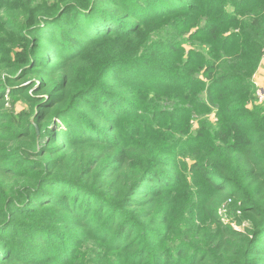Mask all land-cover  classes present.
Returning <instances> with one entry per match:
<instances>
[{
    "label": "trees",
    "instance_id": "16d2710c",
    "mask_svg": "<svg viewBox=\"0 0 264 264\" xmlns=\"http://www.w3.org/2000/svg\"><path fill=\"white\" fill-rule=\"evenodd\" d=\"M263 56L264 0H0V264H264Z\"/></svg>",
    "mask_w": 264,
    "mask_h": 264
},
{
    "label": "rangeland",
    "instance_id": "374dc122",
    "mask_svg": "<svg viewBox=\"0 0 264 264\" xmlns=\"http://www.w3.org/2000/svg\"><path fill=\"white\" fill-rule=\"evenodd\" d=\"M2 41L3 42L5 41L7 43V46L11 47V44L8 42V38L7 37H4V39ZM12 47H13V49H16V50L20 49V47H18L16 44H14ZM1 49L5 50L4 48H1ZM42 57H45L43 55V53H42ZM255 87H256V91H257V94H256L257 96H258V93L264 92V56H263V58L261 60L260 66H259V68H258V70H257V72L255 74ZM257 102H258L259 105L263 106V108H264V102H260L258 100H257ZM15 106H16V109H21L23 107V103H22L21 99H18L15 102ZM9 108H10V111H11L12 110V104L11 103H10ZM210 117L213 120L216 119V116L214 115V113ZM226 209L231 210V212H234L237 215H240L239 209L237 207L230 208L229 206H227L224 211H227ZM233 226L235 228H239V229L240 228L241 229L244 228V227H240V225H238V224H234Z\"/></svg>",
    "mask_w": 264,
    "mask_h": 264
},
{
    "label": "built area",
    "instance_id": "2783aa9c",
    "mask_svg": "<svg viewBox=\"0 0 264 264\" xmlns=\"http://www.w3.org/2000/svg\"><path fill=\"white\" fill-rule=\"evenodd\" d=\"M257 99L260 102H264V92L258 93Z\"/></svg>",
    "mask_w": 264,
    "mask_h": 264
}]
</instances>
